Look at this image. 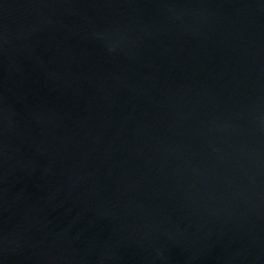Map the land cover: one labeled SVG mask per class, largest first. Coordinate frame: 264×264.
<instances>
[{"label": "water", "instance_id": "water-1", "mask_svg": "<svg viewBox=\"0 0 264 264\" xmlns=\"http://www.w3.org/2000/svg\"><path fill=\"white\" fill-rule=\"evenodd\" d=\"M0 264H264V0H0Z\"/></svg>", "mask_w": 264, "mask_h": 264}]
</instances>
